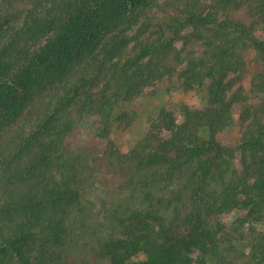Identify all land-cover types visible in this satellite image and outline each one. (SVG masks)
I'll list each match as a JSON object with an SVG mask.
<instances>
[{
	"label": "trees",
	"instance_id": "16d2710c",
	"mask_svg": "<svg viewBox=\"0 0 264 264\" xmlns=\"http://www.w3.org/2000/svg\"><path fill=\"white\" fill-rule=\"evenodd\" d=\"M156 82L206 103L124 152L118 111ZM140 253L264 264V0H0V264Z\"/></svg>",
	"mask_w": 264,
	"mask_h": 264
},
{
	"label": "rangeland",
	"instance_id": "374dc122",
	"mask_svg": "<svg viewBox=\"0 0 264 264\" xmlns=\"http://www.w3.org/2000/svg\"><path fill=\"white\" fill-rule=\"evenodd\" d=\"M243 83L249 92L251 89L250 78L247 77ZM250 96L253 97L251 93ZM182 101L188 102L191 105H204L206 103L204 96L197 91H186L182 88L168 89L167 85L163 82H156L148 86L140 102L131 106L125 105L119 109L118 113L133 110L137 113V118L130 126L122 124V126H115L111 130L110 135L116 146L124 152L130 151L144 137L152 120L158 117L163 106ZM238 109L236 116L240 119V108L238 107ZM179 120H183L182 115H179ZM94 126L93 124H88V129H92ZM245 213L246 210L235 208L218 216V221L229 223L236 217L245 215ZM147 260V255L140 253L131 260L130 264H147Z\"/></svg>",
	"mask_w": 264,
	"mask_h": 264
}]
</instances>
